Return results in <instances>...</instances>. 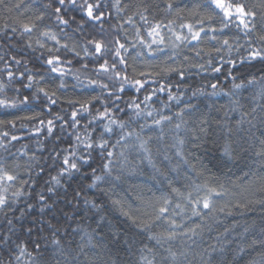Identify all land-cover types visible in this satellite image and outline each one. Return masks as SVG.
<instances>
[{"label":"snow or ice","instance_id":"1","mask_svg":"<svg viewBox=\"0 0 264 264\" xmlns=\"http://www.w3.org/2000/svg\"><path fill=\"white\" fill-rule=\"evenodd\" d=\"M257 63L264 0H0V264H264Z\"/></svg>","mask_w":264,"mask_h":264},{"label":"trees","instance_id":"2","mask_svg":"<svg viewBox=\"0 0 264 264\" xmlns=\"http://www.w3.org/2000/svg\"><path fill=\"white\" fill-rule=\"evenodd\" d=\"M138 19V18H137ZM139 23H143V22H139ZM0 66H2V65H0ZM261 67H264V66H262V65H260V64H256V67L255 68H253V69H251V71H253V72H256L258 69H260ZM71 82V81H70ZM224 83L225 84H227V81H224ZM18 146V145H17ZM44 179V176L42 175L41 176V181ZM73 187H75V185H73ZM61 206L63 207L64 206V204H63V202H61ZM66 210H67V208H66ZM32 215H36V216H38V215H40V212H39V209H37L36 210V212H33L32 213ZM28 219H31L30 217L28 218Z\"/></svg>","mask_w":264,"mask_h":264}]
</instances>
